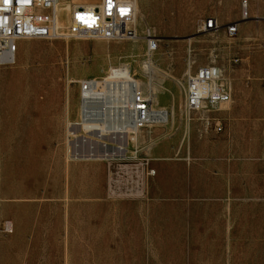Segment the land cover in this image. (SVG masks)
I'll use <instances>...</instances> for the list:
<instances>
[{
    "label": "rangeland",
    "instance_id": "374dc122",
    "mask_svg": "<svg viewBox=\"0 0 264 264\" xmlns=\"http://www.w3.org/2000/svg\"><path fill=\"white\" fill-rule=\"evenodd\" d=\"M138 3L136 41H19L1 69L0 224L14 233L0 234V264H264V0ZM208 65L224 72L232 102L207 128L185 90ZM118 67L176 108L174 128L143 132L124 163L156 171L140 199L110 195L107 160L69 158L80 83Z\"/></svg>",
    "mask_w": 264,
    "mask_h": 264
},
{
    "label": "built area",
    "instance_id": "2783aa9c",
    "mask_svg": "<svg viewBox=\"0 0 264 264\" xmlns=\"http://www.w3.org/2000/svg\"><path fill=\"white\" fill-rule=\"evenodd\" d=\"M71 0H0V89L1 69L13 64L15 44L19 41H103L124 42L139 39L136 6L132 0H98L95 4L74 5L71 24L66 31L58 25L60 10ZM249 4L243 3V20L249 19ZM205 27L216 31L221 27L209 19ZM240 23L226 27L234 38L239 34ZM158 41L147 38L149 53L158 51ZM126 67L111 70L109 75L96 81L80 83L81 103L78 126L84 133L98 134L100 138L126 137L127 144H137L140 135L153 127H163L173 116L171 110L157 107L153 96L146 95L135 76L124 77ZM113 78L108 79V78ZM224 72L215 65L199 67L187 79L185 108L190 113L204 115L207 128L211 119L207 115L230 105ZM220 125L216 126L219 130ZM88 132V133H87ZM107 144V143H105ZM111 148L112 145H109ZM137 156V154H136ZM129 156L107 160L109 163L108 188L113 198L140 199L145 194L146 183L156 175L149 162H139L125 167ZM137 159V158H136ZM137 162V160H136ZM13 224H0V234L12 235Z\"/></svg>",
    "mask_w": 264,
    "mask_h": 264
},
{
    "label": "bare ground",
    "instance_id": "6f19581e",
    "mask_svg": "<svg viewBox=\"0 0 264 264\" xmlns=\"http://www.w3.org/2000/svg\"><path fill=\"white\" fill-rule=\"evenodd\" d=\"M37 1H44V0H37ZM132 1L135 3V6H136V22H135V27H136L138 25H142V20L141 19L139 20L137 18V8H138V4H139L138 0H132ZM79 4H95V3L92 2L91 0H71V2L67 6H65L62 10H60L61 14H60V17L58 19V25H59V28L62 31L68 30V28H69V26L71 24V11H72V8H73L74 5H79ZM140 8H141V5H140ZM143 12H142V14H143ZM150 61H151V58H150ZM150 64H152V63H150ZM125 69L127 70V72L125 73L124 77L126 79H128L129 77L132 76V72H131L132 70L129 67H126ZM111 70H110V72H111ZM190 72H192V71H190ZM108 79L112 80L113 78L111 77V78H108ZM96 81H98V80H96ZM147 81H149V80H147ZM180 82H179V84H180ZM139 84L142 87L144 93L147 92V90H148L147 89V83L142 81ZM149 85H150V83H149ZM151 92H153L152 96H153V101H154L155 105L156 106L159 105L160 104V97H159L158 93L156 92V90L154 91V89ZM173 102H174V104H176V100L175 99L173 100ZM66 104H67V109H70V96H69V94H68V97L66 98ZM172 113H173L172 118L170 119L168 124L163 126V127H165V128L169 127L171 129L174 128V122L176 121V108H175V105L172 106ZM189 120H188V123H189ZM84 129L86 130V127ZM84 129H82L80 126H78V123H76V124L72 123V124L68 125V134H69L68 138L69 139L72 138L74 140V142H72L70 144V146H69V158L72 159V160L106 161V160H110V159L123 158L125 156L128 157L132 153V149L133 148H137L139 146V144H140L139 140H138L137 144H127L126 137H122V138L116 137L115 139L114 138L104 139V138H100L98 136V134H88L87 135L86 133H84ZM166 137L167 136H163V138H166ZM150 139H151V137H150ZM105 143H107V144H105ZM109 145H112V147H115V148H111V147H109ZM160 160H161V158H160ZM67 260L69 262L68 257H67Z\"/></svg>",
    "mask_w": 264,
    "mask_h": 264
},
{
    "label": "crops",
    "instance_id": "0c3cea01",
    "mask_svg": "<svg viewBox=\"0 0 264 264\" xmlns=\"http://www.w3.org/2000/svg\"><path fill=\"white\" fill-rule=\"evenodd\" d=\"M158 106H161L163 108L170 110L171 104H159Z\"/></svg>",
    "mask_w": 264,
    "mask_h": 264
}]
</instances>
